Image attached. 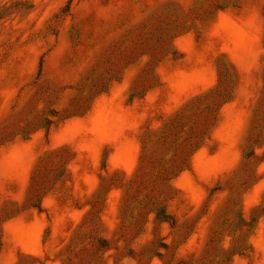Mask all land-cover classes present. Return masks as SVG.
<instances>
[{
	"label": "rangeland",
	"instance_id": "rangeland-1",
	"mask_svg": "<svg viewBox=\"0 0 264 264\" xmlns=\"http://www.w3.org/2000/svg\"><path fill=\"white\" fill-rule=\"evenodd\" d=\"M236 1L0 0V182L13 158L43 150L52 129L84 114L122 74L134 71L130 98L152 89L161 58H178L174 39L197 37L208 13ZM218 63L220 87L168 117L156 137L144 132L136 167L96 182L61 249L14 264H264V57L243 116L229 123L238 132L231 167L212 185L197 149L235 94L221 87L237 79ZM33 161L19 206H2L0 225L49 188L53 156ZM191 162L202 179L182 186L192 198L181 202L173 184Z\"/></svg>",
	"mask_w": 264,
	"mask_h": 264
},
{
	"label": "crops",
	"instance_id": "crops-1",
	"mask_svg": "<svg viewBox=\"0 0 264 264\" xmlns=\"http://www.w3.org/2000/svg\"><path fill=\"white\" fill-rule=\"evenodd\" d=\"M172 48L178 58H161L153 72L156 84L142 96H128L134 72L129 70L95 97L84 114L52 129L43 150L13 158L12 168L1 175L0 208L19 206L35 158L52 155L50 169L56 170L48 177L49 188L38 205L2 221L0 264H14L20 256L37 259L61 249L82 215L79 204L96 182L107 172L117 170L129 175L136 167L144 132L156 137L168 117L220 87L221 58L237 75L229 86L221 88L235 94L224 99L216 126L197 151L201 163L211 166L203 182L213 185L230 169L229 154L237 151L238 132L234 125V131L228 133L229 123L243 116L264 57L263 0H237L229 8L208 13L197 37L180 35ZM209 144L215 145L214 155H209ZM61 152H67V156ZM189 168L173 184L179 189L181 202L192 198L182 186L195 185V178L202 179L198 164L191 162Z\"/></svg>",
	"mask_w": 264,
	"mask_h": 264
},
{
	"label": "trees",
	"instance_id": "trees-1",
	"mask_svg": "<svg viewBox=\"0 0 264 264\" xmlns=\"http://www.w3.org/2000/svg\"><path fill=\"white\" fill-rule=\"evenodd\" d=\"M159 137V136H158ZM142 152V151H141ZM176 177V175H174L173 177H172V180L174 179ZM163 214H164V216H163V218H162V222H164L165 221V219H169V216L167 215V214H165L164 212H163ZM33 259V258H32Z\"/></svg>",
	"mask_w": 264,
	"mask_h": 264
}]
</instances>
